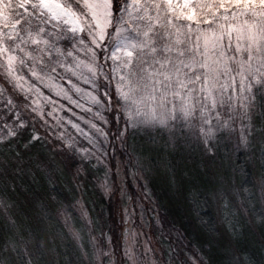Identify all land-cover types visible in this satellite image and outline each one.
Masks as SVG:
<instances>
[{"label": "snow or ice", "instance_id": "snow-or-ice-1", "mask_svg": "<svg viewBox=\"0 0 264 264\" xmlns=\"http://www.w3.org/2000/svg\"><path fill=\"white\" fill-rule=\"evenodd\" d=\"M137 137L198 153L187 214L222 264H264V0H0V264H213L166 215L144 222L126 191L131 176L151 202ZM37 177L51 194L22 222ZM61 177L96 179L107 222L54 211Z\"/></svg>", "mask_w": 264, "mask_h": 264}, {"label": "trees", "instance_id": "trees-1", "mask_svg": "<svg viewBox=\"0 0 264 264\" xmlns=\"http://www.w3.org/2000/svg\"><path fill=\"white\" fill-rule=\"evenodd\" d=\"M136 142L138 145H143L146 149L143 153V159L146 166L151 169L149 190L158 206L159 213L166 215L170 221L175 222L177 228H180L181 231L186 230L188 240L192 241L194 247L203 245L207 251V255L211 257L213 264H222L224 254L223 249L219 246V235L209 232L205 225H202L198 220L193 219L187 214L188 205L185 202L184 195L191 186L190 183L203 184L207 181L199 154L196 153L190 157L188 155L191 153L190 149H187L183 153L180 150L181 147L173 149L169 146L165 149L162 147L163 141L159 137H157L156 144L149 143L146 137L143 140L137 137ZM40 152L41 154H45L47 149L41 148ZM253 165H255V170L258 174V153L257 158L250 161L249 167L252 168ZM99 178L102 179V174ZM173 179L179 182L181 187H175ZM37 181L35 185H32L29 179L27 184L30 186V190H21L15 197L18 204L16 209L17 216L22 222H26L27 217L34 215V209L28 206L26 197L30 198L36 190H40L45 195L51 194L48 191L50 186L47 185L45 179L37 177ZM82 184L86 186H82L77 190L75 182L71 177H61L56 187L60 193L59 200L62 203L55 205L54 211L55 208L62 209L64 205H70L73 206L72 211L76 215L75 205L78 199H81L93 219H97L103 211L102 222L106 223L108 220L109 202L106 199L101 200L97 192L98 185L94 188L96 179L89 178L88 181H83ZM132 190L134 189L132 188ZM152 217H154V214ZM212 217L215 218V213H212ZM208 218L206 216L205 220ZM54 227H58V225H54ZM105 230L107 229L105 228ZM153 230L155 231L154 222ZM155 236L156 240H159L158 232L155 233ZM172 239L173 244H175V237L173 236ZM158 247L167 248V241L165 240V243Z\"/></svg>", "mask_w": 264, "mask_h": 264}, {"label": "rangeland", "instance_id": "rangeland-1", "mask_svg": "<svg viewBox=\"0 0 264 264\" xmlns=\"http://www.w3.org/2000/svg\"><path fill=\"white\" fill-rule=\"evenodd\" d=\"M187 149H189L187 146H185L184 148H180V150L185 153L184 151H187ZM180 153V152H179ZM192 153V152H191ZM189 153L188 155L191 157V155H194L196 153L191 154ZM174 180V179H173ZM128 184L129 187L126 189V191L128 192L129 195H131L133 197V199H136L138 201H140L141 203L144 204V222L147 223L148 221L151 220L152 215L154 214V216L159 212L158 210V206L155 203L154 197L151 196V202L149 200L148 197L144 196L141 194L140 190L137 189L136 187L132 186V178L131 176L128 177ZM193 183H190V185H192ZM132 186V187H131ZM175 187H181L179 182L175 183ZM132 188L134 190H132ZM78 201L80 202V204H83L81 199H78ZM84 205V204H83ZM75 210H76V215L79 218V212L77 210V207L75 205ZM137 212L139 213V208H137ZM154 222V221H153ZM143 232L146 235H152V233L154 232V230H150L148 227H144ZM141 241L144 240V236L140 237ZM152 246L153 247H157L158 248V244H157V240H156V236L153 237L152 240Z\"/></svg>", "mask_w": 264, "mask_h": 264}]
</instances>
